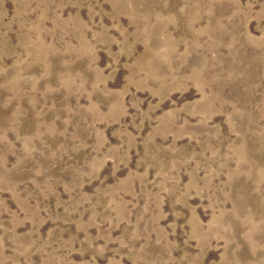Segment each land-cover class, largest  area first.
<instances>
[{"label":"rangeland","instance_id":"rangeland-1","mask_svg":"<svg viewBox=\"0 0 264 264\" xmlns=\"http://www.w3.org/2000/svg\"><path fill=\"white\" fill-rule=\"evenodd\" d=\"M0 264H264V0H0Z\"/></svg>","mask_w":264,"mask_h":264}]
</instances>
